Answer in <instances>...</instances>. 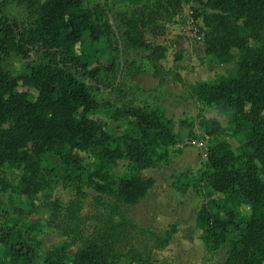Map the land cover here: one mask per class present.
I'll return each instance as SVG.
<instances>
[{
	"label": "trees",
	"instance_id": "trees-1",
	"mask_svg": "<svg viewBox=\"0 0 264 264\" xmlns=\"http://www.w3.org/2000/svg\"><path fill=\"white\" fill-rule=\"evenodd\" d=\"M181 2L0 0V264H36L43 210L49 222L62 220L63 234L73 233L80 245L72 254L68 243L56 246L42 264H119L121 222L96 215L93 232L83 237L75 205L33 198L63 186L77 196L90 188L125 206L144 199L155 181L142 171L169 163L177 137L173 120L158 107L167 73L155 88L143 89L125 69L140 71L137 58L157 68L164 49L146 31L156 16L170 14ZM206 6L218 12L204 16L205 53L232 66L188 89L197 102L213 105L217 116L230 117L239 147L234 152L219 139L226 130L217 118L199 115L205 137L214 142L201 169L180 172L172 185L202 197L195 226L206 251L226 246L222 264H264V0H206ZM228 13L243 19L239 29ZM85 35L93 45L88 50ZM96 113L125 129L114 133L91 117ZM77 150L89 153V165L73 157ZM121 159L128 162V175L115 180L113 167ZM4 165L20 171L17 183L3 176ZM157 239V245L167 243ZM148 257L132 249L123 264H148Z\"/></svg>",
	"mask_w": 264,
	"mask_h": 264
},
{
	"label": "rangeland",
	"instance_id": "rangeland-1",
	"mask_svg": "<svg viewBox=\"0 0 264 264\" xmlns=\"http://www.w3.org/2000/svg\"><path fill=\"white\" fill-rule=\"evenodd\" d=\"M107 1L111 4L113 1L128 2L129 0ZM211 12L218 11H213L207 7L206 0H182L178 6L170 11V14L156 16L154 23L146 31V38L152 44L164 49V58L159 60L156 69L152 68L151 62L148 60L137 58L135 66L140 67V71L135 72L130 71V68L125 69V71H129L130 80L134 82L133 76H159L160 81L166 73V77L180 76V70L185 71L188 76H203L206 71L204 67L207 68L210 61L214 62L210 56L204 54L205 49L202 53L193 51L190 56H187L186 53L175 49L171 44V37H178L191 22L206 31L204 16ZM225 16L230 24L236 28L239 29L242 26L243 19L238 14L228 13ZM84 38L83 49H91L93 45L89 43L88 36L85 35ZM184 38L198 43L189 38ZM249 43L256 44L253 40H250ZM232 52H237V50L233 48ZM31 57L33 56L31 55ZM101 63H106L105 58L101 59ZM230 65L232 66V63ZM19 89L24 90L26 88L19 85ZM32 92L36 94L35 91L32 90ZM161 112L163 113V111ZM214 113L216 114V109L213 105H208L205 109L199 108L194 117L185 116L184 123L186 127L184 131L174 127L177 143L169 148L171 161L169 163L158 162L154 167L142 171L144 177H152L155 183L144 199L133 206H125L112 198L99 196L90 188L84 189L83 195L77 196L73 188L63 186H58L51 191L41 192L33 199L36 202L57 199L62 204L71 205V207L75 205L76 220L79 222V231L83 237H87L93 232L96 215L102 218L110 215L116 222H121L124 240L121 245L122 254L119 264H123L130 259L132 249L140 251L142 254L147 252L149 255L148 264H222L226 257L227 247L223 246L214 253L206 251L200 239L202 231L195 226V216L202 197L195 193L192 188L182 194L172 185L180 172L186 171L189 175H193L201 169L204 156L195 142L205 141L210 146L214 142V138L211 136L205 137V133L199 125L200 118L198 116L216 118L211 117L215 115ZM91 117L97 121L105 122L107 127L116 134H121L125 129L124 124L106 119L102 114H91ZM174 117H176L175 114ZM217 117H219V119L217 118L218 121L226 130L225 135L220 136L219 139L226 140L231 149L237 152L239 143L238 138L229 129L230 117ZM73 157L86 165L91 162L88 152L77 150L73 153ZM50 161L58 162L57 158L53 156H50ZM2 174L14 184L18 182L20 177L19 170L11 169L7 165L2 167ZM127 175L128 162L123 159L118 160L113 167L114 179L118 180ZM98 197L102 198V201L99 202ZM242 209L245 212L248 210L245 206ZM41 217L45 226L40 235L42 246L36 264H42L46 252L61 244L68 243L67 251L69 254L78 249L80 242L76 236L73 233L69 236L63 234L65 225L62 220L49 222V213L45 210L42 211ZM11 221L14 222V220ZM59 224H62V227H59ZM156 237L167 238V243L157 245L159 239L155 240ZM1 254L2 248H0V260ZM66 264L72 263L67 262ZM132 264L142 263L133 262Z\"/></svg>",
	"mask_w": 264,
	"mask_h": 264
},
{
	"label": "crops",
	"instance_id": "crops-1",
	"mask_svg": "<svg viewBox=\"0 0 264 264\" xmlns=\"http://www.w3.org/2000/svg\"><path fill=\"white\" fill-rule=\"evenodd\" d=\"M171 44L176 50H180L190 56L193 51L201 52L204 51V44L195 43L190 40H186L182 36L171 37ZM206 54V53H204ZM201 57V55L199 54ZM209 66L204 67L206 69L203 76H188L185 71H179V80L175 76H167V83L163 87V96L160 99L158 107L163 111L164 115L168 118H173L175 129L185 130V123H180L181 120L187 117H194L199 108L205 109L208 107L206 104H201L197 102L190 96V91L188 86H193L197 83H203L213 80L217 74H223L226 69L230 68V63L215 64L214 62H209ZM134 82L143 89H152L159 83V76H133ZM178 96V97H176ZM180 98V99H179ZM165 111V112H164ZM174 114L176 117H174ZM215 114V113H214ZM211 117H219L212 115ZM208 118V117H207Z\"/></svg>",
	"mask_w": 264,
	"mask_h": 264
},
{
	"label": "built area",
	"instance_id": "built-area-1",
	"mask_svg": "<svg viewBox=\"0 0 264 264\" xmlns=\"http://www.w3.org/2000/svg\"><path fill=\"white\" fill-rule=\"evenodd\" d=\"M182 37L189 38L191 40H194L198 43H204L205 40V30L202 29L200 26L196 25L195 23H190L189 26L186 28L185 31L180 34ZM196 146L199 147L202 155L206 156V151L208 149V145L205 143V141H197L195 142Z\"/></svg>",
	"mask_w": 264,
	"mask_h": 264
},
{
	"label": "water",
	"instance_id": "water-1",
	"mask_svg": "<svg viewBox=\"0 0 264 264\" xmlns=\"http://www.w3.org/2000/svg\"><path fill=\"white\" fill-rule=\"evenodd\" d=\"M103 2H104V0H103ZM122 69H123V64L121 63V67H120V72H119L118 78L120 77V74L122 72Z\"/></svg>",
	"mask_w": 264,
	"mask_h": 264
}]
</instances>
